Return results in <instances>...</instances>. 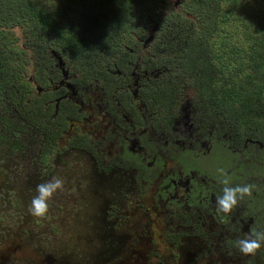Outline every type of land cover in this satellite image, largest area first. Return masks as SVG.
<instances>
[{
  "label": "rangeland",
  "instance_id": "1",
  "mask_svg": "<svg viewBox=\"0 0 264 264\" xmlns=\"http://www.w3.org/2000/svg\"><path fill=\"white\" fill-rule=\"evenodd\" d=\"M117 1L37 0V3L41 2L56 16V22L61 23L65 33H80L85 30L81 27L93 26ZM150 11L148 14L153 20L149 21L156 23L162 18L159 15L167 10L160 6ZM132 12L120 23L118 32L112 33L104 43L80 56H72L74 62L66 64V68L74 71L77 79L101 75L106 65L104 60L110 55L107 45L115 43L111 39L122 43L116 44L117 48L134 47L130 38L139 36L136 26L140 17ZM249 13L246 11L242 17L238 13L229 18V24L233 25L228 26L225 37L227 44L234 46H218L219 61L207 64L202 75L196 66L183 67L177 62L167 64L166 60L167 52H173L178 61L181 53L187 51L175 40L189 21L173 16L166 23L171 28L161 34L157 32L143 55L149 57V66L165 68L168 72L161 73L152 87L155 99L151 103L164 111L163 115L177 108L189 80L195 81L193 77L197 78L198 89L202 76L224 87L244 84L252 89L253 81L264 88V69L251 68L239 49L240 42L246 39V31L257 39V43L264 41L263 11ZM238 24L245 25L241 32L237 29ZM36 45V63L33 67L27 66L28 74L33 73L34 85L24 78L20 88L12 82L15 64L11 61V53L17 49L0 46L2 65L6 67L3 70L0 65V72L8 74L0 88V264H208L221 259L224 253H217L222 245L217 244L226 237L224 226L204 225L209 235L202 228L188 234L180 224L176 225L174 220L168 222L166 216H161L163 205L158 208L151 191L144 194V187L134 182V174L129 169L121 166L119 170L116 167L104 169L116 149L103 141L108 128L106 119L94 107V103L103 100L98 91L92 95L96 101L85 102L79 110L64 106L60 112L61 122L55 125L47 123L40 115L39 101L24 104L26 91L35 96L36 87L47 85L43 82L46 77L44 67L47 66L42 62L44 48ZM46 45L57 47L54 42H46ZM178 68L186 69L184 76L175 74ZM40 69L43 74L41 71L39 74ZM172 71L174 73L169 74ZM246 78L250 80L245 81ZM258 96L246 98L229 107L230 110L206 106L210 117L221 121L224 132H237L264 142V90ZM53 177L64 180L63 191H58L48 202L45 217L32 216L29 207L37 195V185ZM184 221L190 223L192 229L195 227L188 219ZM175 226H178L176 230ZM200 231L203 236L199 235ZM174 238L177 241L169 243ZM213 249L216 254L210 259L209 252ZM244 258L233 256L231 264H242Z\"/></svg>",
  "mask_w": 264,
  "mask_h": 264
},
{
  "label": "flooded vegetation",
  "instance_id": "2",
  "mask_svg": "<svg viewBox=\"0 0 264 264\" xmlns=\"http://www.w3.org/2000/svg\"><path fill=\"white\" fill-rule=\"evenodd\" d=\"M145 23L147 26L151 21L140 19L136 26L139 36L130 38L134 47H122L127 54L105 58L100 79L89 83L77 79L62 61L67 70L63 77L55 62L57 70L46 71L43 82L47 85L36 87L35 95H56L44 105L46 110L52 106V120L64 106L79 110L85 102L94 103L97 98L92 95L98 91L103 100L94 103V107L106 119L108 128L103 141L116 149L104 169L116 167L119 170V166L129 169L134 174V182L144 187V194L151 191L158 208L163 205L161 216H166L168 222L174 220L182 230L187 229L188 234H192L193 229L185 219L195 223L194 229L202 228L208 235L210 232L204 225L224 226L223 241L234 244L253 230L264 231V142L257 137L224 132L221 121L210 117L206 104L214 110L216 107L206 102L198 93L201 91L196 81L191 79L177 108L163 115L164 111L151 103L155 99L152 87L168 72L147 64L149 57L143 52L155 40L158 25L151 23L145 36ZM29 82L34 85L32 79ZM218 169L227 174L228 186L253 185L252 195L256 201L253 203L245 197L230 214L217 213L216 199L225 187ZM177 228L175 226V230ZM202 233L200 231L199 235ZM223 241H218L217 246L221 243L222 247L217 255L222 252L235 255L236 249H227ZM215 254V249L210 250V259ZM258 260L264 264V246L258 250ZM208 264L228 263L218 259Z\"/></svg>",
  "mask_w": 264,
  "mask_h": 264
},
{
  "label": "trees",
  "instance_id": "3",
  "mask_svg": "<svg viewBox=\"0 0 264 264\" xmlns=\"http://www.w3.org/2000/svg\"><path fill=\"white\" fill-rule=\"evenodd\" d=\"M247 1L251 3L248 4L245 0H159L156 3L150 2V0H118L112 5L111 9L104 11L102 18L98 19L93 26L89 25L87 28L81 27L85 30H82L80 33H65L61 23L58 24L56 22V16L50 10L45 9L41 2L37 3V0H0V46H11L17 49L15 53H11V61H14L15 64L12 82L17 88H20L21 81L24 78H27L28 82L30 79L34 81L32 77L33 73L28 74L27 72V66L33 67L34 63H36L34 61L35 57L38 58L36 56L38 52L36 44H40L44 48L42 62L47 63V66L44 67L45 70H50L54 73L57 69L53 56L60 57L64 63L69 65L74 62L72 56H80L84 52L91 51L97 44L104 43L112 33L118 32V28L121 26L120 23H123L127 19L131 11H133V14L135 12V15L139 16L141 21L147 22V20H153L150 19L151 16H149L148 12L163 6L167 11L165 14L159 15L162 18H159L156 22L158 25L156 31H159L160 34L171 28L166 23L173 16H178L181 19L189 21L187 28L180 30V35L175 40V43L184 45V49L187 48V51L181 53L178 61H176V58L174 59L175 55H172L173 52L169 53L170 55L167 52V64L177 62L183 67L186 65L196 66L201 69L202 75L207 70L205 67L207 64H212V62L214 64L216 61H219L220 51L218 46H234V44H227L228 38L225 37L228 26L233 25L232 23L229 24L230 17L238 13L239 17H242L246 11L250 12L249 14L263 11L264 21V0ZM176 2L179 4L175 5ZM80 8V11H82L83 6ZM84 8L87 7L85 6ZM144 25V34H146L149 25L146 26V23ZM244 26L243 24H238L237 29L241 32ZM31 40L36 44H33ZM111 40L115 43L107 45L110 55L127 54L122 48H117V39ZM46 42H54V45L57 46L56 49L52 45L50 47L46 45ZM239 49L243 52L251 68L264 69L263 40L261 43H257V39L251 37L246 31V39L240 42ZM0 52H2L1 47ZM2 63L3 57L2 53H0V65L3 70H6V67ZM41 70L43 69L36 71L40 74ZM102 71L100 76L103 75ZM173 71L170 74L175 72L179 77L184 76V73L187 72L186 69L182 70L181 68H178V72ZM41 73L43 74V71ZM7 75L5 72L0 75V88H3L4 77H7ZM99 77H90L85 82H92L91 80L100 79ZM193 78L197 83V78ZM248 80L250 79L246 78L245 81ZM199 81L201 82L199 87L202 96L206 99L207 103L215 106L217 109L224 107L230 110L231 108L229 107H234V105L246 98L257 97L264 90L263 86L253 81H251V85L254 86L252 89L246 87L244 84L224 87L214 81L210 82V78L203 76L200 77ZM25 94L23 95L24 104H34L39 101L38 110L44 121L52 125H55L56 122H61L60 114L50 120L53 113L52 106L47 110L44 107L47 100H50L52 97L55 98L54 95L47 94L38 97L37 95H30L27 91ZM246 199L253 200V202L256 201V197L252 198L250 196ZM196 229L193 228L192 232ZM176 241L177 238H174V241L170 240L169 243ZM225 243L227 249H236L234 243ZM236 252L238 253L236 255H231L229 252L222 254L221 260L231 264L233 256L242 257L238 251ZM257 260L258 251L254 257H245L242 264H261Z\"/></svg>",
  "mask_w": 264,
  "mask_h": 264
},
{
  "label": "clouds",
  "instance_id": "4",
  "mask_svg": "<svg viewBox=\"0 0 264 264\" xmlns=\"http://www.w3.org/2000/svg\"><path fill=\"white\" fill-rule=\"evenodd\" d=\"M217 173L225 187L222 190L223 194L216 199V211L228 215L240 201L252 195L253 185L228 186L230 180L224 170L218 169ZM63 186L64 180L60 177H53L51 180L37 185V195L31 200L29 213L34 217H45L49 210L48 202L58 191H63ZM262 246H264V231L253 230L250 235L235 242L236 250L243 257H254Z\"/></svg>",
  "mask_w": 264,
  "mask_h": 264
},
{
  "label": "water",
  "instance_id": "5",
  "mask_svg": "<svg viewBox=\"0 0 264 264\" xmlns=\"http://www.w3.org/2000/svg\"><path fill=\"white\" fill-rule=\"evenodd\" d=\"M147 43H148V39L144 41V44H145V45H146ZM53 57H54V59H55L56 66L60 68V71H61V73H62V75H63V77H64L65 75H67V72L64 70V64H63L61 58L58 57V56H53Z\"/></svg>",
  "mask_w": 264,
  "mask_h": 264
}]
</instances>
